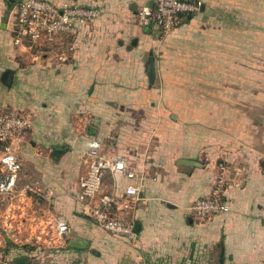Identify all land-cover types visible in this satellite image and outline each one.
<instances>
[{"label":"crops","instance_id":"obj_1","mask_svg":"<svg viewBox=\"0 0 264 264\" xmlns=\"http://www.w3.org/2000/svg\"><path fill=\"white\" fill-rule=\"evenodd\" d=\"M21 1L0 0V111L30 120L17 193H0V256L27 257L22 264H264V135L248 122L241 89L236 99L188 102L187 93L201 87L184 82L228 70L227 12L201 0L199 13L162 34L137 22L151 0H48L101 13L44 45L15 43ZM205 87L231 90L228 83ZM93 141L101 155L137 174L130 180L107 171L102 184L118 199L117 216L138 223L134 241L99 227L76 199ZM27 182L51 191V203L18 195ZM129 182L143 200L126 197ZM218 183L229 211L191 212Z\"/></svg>","mask_w":264,"mask_h":264},{"label":"built area","instance_id":"obj_2","mask_svg":"<svg viewBox=\"0 0 264 264\" xmlns=\"http://www.w3.org/2000/svg\"><path fill=\"white\" fill-rule=\"evenodd\" d=\"M200 0H151L137 11V22L159 33L170 32L184 15H195L200 12ZM100 10L93 7L64 4L57 6L48 0H22L14 14L13 31L15 43L28 40L31 44L46 45L64 34L73 33L77 23L90 21L100 15ZM30 120L24 115L0 111V166L4 178L0 181V193L12 195L17 193L16 185L21 165L18 151L26 139ZM85 172L79 177L76 199L84 213L105 231L123 237L129 241L136 239L133 225L117 216L118 199L114 194L102 192L103 178L107 171H120L127 179H134L137 174L128 169L122 160H110L98 152L100 144L93 141L89 144ZM37 182L22 185L18 195L34 194L41 197L46 205L52 201V193L41 190ZM139 185L129 182L124 193L132 200H143L139 195ZM129 206V205H128ZM229 205L223 199L221 183L212 191V195L194 200L189 210L201 217L226 213ZM67 225L59 223L60 232L67 230ZM0 264H15L12 259L0 256ZM140 264H147L142 262Z\"/></svg>","mask_w":264,"mask_h":264},{"label":"rangeland","instance_id":"obj_3","mask_svg":"<svg viewBox=\"0 0 264 264\" xmlns=\"http://www.w3.org/2000/svg\"><path fill=\"white\" fill-rule=\"evenodd\" d=\"M212 2L217 3L221 10L227 12L225 13L227 18L232 20L230 66L224 73L221 70L216 71L217 74L214 72V76L185 77L184 82L191 85L197 83L198 87H201L198 91L188 92L187 100L207 103L211 99L222 100V96L228 95L231 99H236L238 89H241V100L245 99L248 106L246 110L248 122L258 123L259 126H256L254 132L264 135V0H212ZM216 65L221 68L222 62ZM209 82L228 83L231 90L229 93L208 92L205 85ZM259 143L264 147V138L260 139Z\"/></svg>","mask_w":264,"mask_h":264},{"label":"water","instance_id":"obj_4","mask_svg":"<svg viewBox=\"0 0 264 264\" xmlns=\"http://www.w3.org/2000/svg\"><path fill=\"white\" fill-rule=\"evenodd\" d=\"M202 9V6H201ZM148 74L150 79H152L154 77V64H153V58H150L148 61ZM57 150V149H56ZM133 230L136 234H138L139 230H138V223H135ZM71 245L74 246H81L80 241H74L73 243H71ZM27 257L22 256V257H18L14 259L15 264H22L23 261H26ZM220 262L222 263V257H220Z\"/></svg>","mask_w":264,"mask_h":264},{"label":"trees","instance_id":"obj_5","mask_svg":"<svg viewBox=\"0 0 264 264\" xmlns=\"http://www.w3.org/2000/svg\"><path fill=\"white\" fill-rule=\"evenodd\" d=\"M202 2V1H201Z\"/></svg>","mask_w":264,"mask_h":264}]
</instances>
